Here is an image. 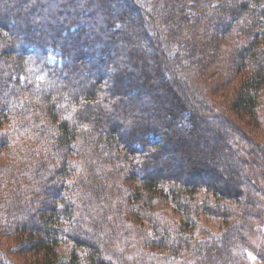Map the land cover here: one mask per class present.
<instances>
[{"label": "trees", "instance_id": "1", "mask_svg": "<svg viewBox=\"0 0 264 264\" xmlns=\"http://www.w3.org/2000/svg\"><path fill=\"white\" fill-rule=\"evenodd\" d=\"M112 3L0 0V264H250L264 0Z\"/></svg>", "mask_w": 264, "mask_h": 264}, {"label": "rangeland", "instance_id": "2", "mask_svg": "<svg viewBox=\"0 0 264 264\" xmlns=\"http://www.w3.org/2000/svg\"><path fill=\"white\" fill-rule=\"evenodd\" d=\"M117 2H118V0H113L112 4L117 5ZM188 10H189L190 14L187 15V17H188V19H191L192 14L196 12V8L194 6H191ZM131 22H135V21H133L131 19ZM223 35H225V34L224 33L222 34V31H219L218 29H216V30L210 29L208 31H205L202 36L206 41H208L210 43V45H211L210 51H213V50H215L214 44L218 43V39ZM49 59L51 62L59 61L55 55H50ZM241 75L242 74H240V76ZM238 77H237L236 81L234 80L233 83H229V84L225 85V87H224L225 92L222 93L221 89L219 90V94H218L219 97L217 99H215V103H218V107L220 108V110H224L227 98L229 97L228 95H229V93H231L233 91V89H235L236 82L238 81ZM148 79H150L153 83H155L154 86H155L156 90L160 89L159 82H157L158 79H156L155 76H153L152 74H149ZM206 90H208V87ZM177 92H178V89H177ZM129 96H133V92H131V94ZM225 112H227V111H225ZM231 117L233 118L234 122L240 123L238 121V118H236L234 116H231ZM240 124H242V123H240ZM242 126H243V124H242ZM249 129L251 130V134L254 137L249 133L250 132ZM245 131L251 135L250 137L257 138V140L259 142L264 141V140H261L262 138L264 139V129H262L260 126L259 127L257 126L255 128L254 127L253 128H250V127L246 128L245 127ZM247 136L249 137V135H247ZM250 142H252V145L255 144L253 139H251ZM263 145H264V143H263ZM255 147L261 148L262 145L255 146ZM263 148H264V146H263ZM171 155L172 154H170L169 152L161 155V162L162 163L166 162L168 160V157H170ZM172 158H173V160H172L173 163H177V162H180L182 160L181 158H179V155L176 153L173 154ZM204 164H205V166L209 165L208 162H206V161L204 162ZM261 168L263 169L262 170L263 175L261 177H258V178L254 177V179L257 182V184L260 185L262 187V189H264V167H261ZM262 208H264V204H263ZM231 220H233V219L232 218L228 219V221H230V222H231ZM219 222L220 221H218V219H211V218L209 219L208 218L207 221L205 223H203V225H207L210 228H216L219 225ZM263 223H264V221H263ZM250 238H251L252 251H250V250L248 251L249 263L250 264H261L256 255L259 251H261L264 254V225H262L261 227H257L255 232L251 233Z\"/></svg>", "mask_w": 264, "mask_h": 264}]
</instances>
